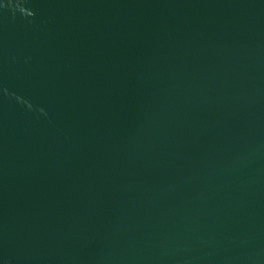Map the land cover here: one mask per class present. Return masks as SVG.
Returning a JSON list of instances; mask_svg holds the SVG:
<instances>
[{
  "label": "water",
  "instance_id": "1",
  "mask_svg": "<svg viewBox=\"0 0 264 264\" xmlns=\"http://www.w3.org/2000/svg\"><path fill=\"white\" fill-rule=\"evenodd\" d=\"M0 264H264V0H0Z\"/></svg>",
  "mask_w": 264,
  "mask_h": 264
}]
</instances>
